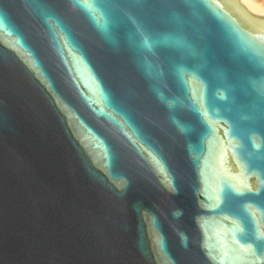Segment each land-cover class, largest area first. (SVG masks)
I'll return each instance as SVG.
<instances>
[{
    "label": "water",
    "instance_id": "95a60500",
    "mask_svg": "<svg viewBox=\"0 0 264 264\" xmlns=\"http://www.w3.org/2000/svg\"><path fill=\"white\" fill-rule=\"evenodd\" d=\"M238 1L0 0V264H264Z\"/></svg>",
    "mask_w": 264,
    "mask_h": 264
},
{
    "label": "bare ground",
    "instance_id": "6f19581e",
    "mask_svg": "<svg viewBox=\"0 0 264 264\" xmlns=\"http://www.w3.org/2000/svg\"><path fill=\"white\" fill-rule=\"evenodd\" d=\"M237 4L246 7L249 16L264 17V0H239Z\"/></svg>",
    "mask_w": 264,
    "mask_h": 264
},
{
    "label": "snow or ice",
    "instance_id": "6c2138e0",
    "mask_svg": "<svg viewBox=\"0 0 264 264\" xmlns=\"http://www.w3.org/2000/svg\"><path fill=\"white\" fill-rule=\"evenodd\" d=\"M249 187H251V186L249 185ZM257 191H258V189H257Z\"/></svg>",
    "mask_w": 264,
    "mask_h": 264
}]
</instances>
